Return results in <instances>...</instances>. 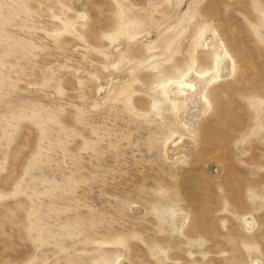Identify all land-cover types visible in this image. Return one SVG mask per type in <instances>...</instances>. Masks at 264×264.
Wrapping results in <instances>:
<instances>
[{"label": "rangeland", "instance_id": "obj_1", "mask_svg": "<svg viewBox=\"0 0 264 264\" xmlns=\"http://www.w3.org/2000/svg\"><path fill=\"white\" fill-rule=\"evenodd\" d=\"M211 31L190 133L160 89ZM121 260L264 264V0H0V264Z\"/></svg>", "mask_w": 264, "mask_h": 264}, {"label": "bare ground", "instance_id": "obj_2", "mask_svg": "<svg viewBox=\"0 0 264 264\" xmlns=\"http://www.w3.org/2000/svg\"><path fill=\"white\" fill-rule=\"evenodd\" d=\"M204 40L203 45L214 56L213 67L204 72H198L196 69L198 63L194 58L192 69L182 80H174L160 89L175 105L179 121L190 133L197 130L199 122L204 119L211 108L208 97L209 89L219 82L230 79L236 71L234 56L225 41L215 31L206 33ZM186 142L187 140L180 134L171 137L166 144L168 159H175L182 154L188 155L193 147L192 143ZM186 219L185 214L176 213L174 215L177 225H183ZM118 264L131 263L121 260Z\"/></svg>", "mask_w": 264, "mask_h": 264}]
</instances>
